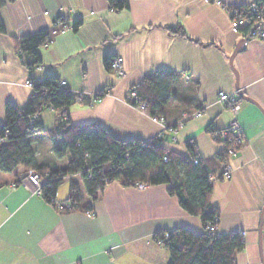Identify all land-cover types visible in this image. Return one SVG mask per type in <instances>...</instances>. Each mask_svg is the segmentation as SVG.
<instances>
[{"label": "crops", "instance_id": "0c3cea01", "mask_svg": "<svg viewBox=\"0 0 264 264\" xmlns=\"http://www.w3.org/2000/svg\"><path fill=\"white\" fill-rule=\"evenodd\" d=\"M5 1L0 9L5 27L0 33V121L5 120L6 102L24 107L33 92L25 85L30 75L17 55L21 39L60 29L63 22L65 32L52 34L38 49L40 68L33 69L32 80L37 84L50 74L66 82L77 95L67 110L72 124L97 122L121 140L148 141L162 132L165 149L182 156L190 155L185 142L195 140L200 156L210 160L223 149L211 131L237 119L244 146L229 159L231 177L213 182L210 200L220 213L218 234L245 233V249L236 264H262L264 44L234 33L229 13L214 0H128L121 11L111 10L109 0ZM222 1L235 6L252 0ZM177 27L186 37L169 29ZM244 39L246 48L231 64ZM106 57H121L126 76L107 69ZM157 70L179 75L164 108L165 127L125 100L133 86ZM237 83L256 104L238 95L234 116L220 94L237 92ZM101 91L103 96L96 98ZM199 111L202 115L195 116ZM56 121L52 109L43 112L46 130ZM45 137L34 138L38 163L66 167L68 155L66 165H59L55 145ZM25 170L0 173V264H168L169 252L157 234L179 228L203 232L200 219L185 212L166 185L138 189L115 181L93 200L76 176L83 200L75 209L61 210L19 184ZM65 182L57 203L68 201L69 180ZM14 183L18 185L12 187ZM262 246L264 253V227Z\"/></svg>", "mask_w": 264, "mask_h": 264}, {"label": "trees", "instance_id": "16d2710c", "mask_svg": "<svg viewBox=\"0 0 264 264\" xmlns=\"http://www.w3.org/2000/svg\"><path fill=\"white\" fill-rule=\"evenodd\" d=\"M5 2L0 0V9ZM109 5L111 10L121 11L128 7V0H109ZM169 29L186 37L181 27ZM4 32L0 16V33ZM51 36V31L42 30L21 39V56L24 60L25 57L32 59L25 60L30 73L40 62L38 49L50 42ZM112 59H104L107 69ZM178 77L174 71L157 70L132 87L150 116L165 120L164 108L173 96L172 85ZM32 89L24 107H17L11 101L5 104V120L0 121V173L24 167L47 175L42 197L50 204L55 203L58 189L66 179L69 180L68 200L78 206L83 200L79 179L93 200L115 181L125 186H133L135 182L147 186L166 185L169 195L177 198L180 207L198 217L203 225L201 233L179 228L168 232V238L162 233L156 235L157 241L169 252L168 264H236L237 254L245 249L244 236L240 232L212 235L206 230L208 224L218 226L215 218L220 216L210 200L214 181L209 179V174L229 160L231 143L220 137L222 130L211 131L212 136H218L214 141L223 146L213 159L205 160L200 156L195 140L185 142L190 155L182 156L165 149L164 136L148 141L121 140L97 122L72 124L67 110L76 102L77 95L60 89L59 81L50 74L37 84L33 82ZM103 94L104 91L97 93L96 98ZM47 109L57 115L56 125L50 130L42 123V114ZM37 134H45L52 141L53 154L57 158L68 155L66 167L53 169L38 163L33 146ZM243 146L244 138L240 150Z\"/></svg>", "mask_w": 264, "mask_h": 264}, {"label": "built area", "instance_id": "2783aa9c", "mask_svg": "<svg viewBox=\"0 0 264 264\" xmlns=\"http://www.w3.org/2000/svg\"><path fill=\"white\" fill-rule=\"evenodd\" d=\"M214 2L215 4L223 7L229 13L231 17V29L234 33L242 35L243 37L248 39L256 38L264 44V0H252L247 4L235 6L225 5L222 0H214ZM61 25L62 27L60 29H53L52 33L56 34L58 32H65L66 25ZM18 53L20 55H23L20 49L18 50ZM21 62L23 66H26V62L24 59ZM38 68L40 67L38 66ZM110 69L120 77L126 76L125 70L123 68V59L121 57H115L111 60ZM29 75L30 77L28 80L25 81V85L32 88V72L29 73ZM59 86L60 89H65L69 91L65 81H59ZM238 95V91L230 94H220V101L228 105L230 112L234 116L237 114ZM125 100L128 104L136 107L141 112L147 114L146 105L141 102V99L135 91L131 90ZM194 115L200 117L202 115V112H197ZM152 120L165 127L164 118L156 119L153 117ZM221 130L222 131L220 133V137L222 139H228L231 143L228 149L229 159L231 157H235L241 148V141H243L244 138L242 127L240 126L237 119L234 118L227 128ZM157 136H163V133L161 132ZM213 136L214 139L218 137L217 135ZM165 161H167V157H165ZM195 163H197V161H195ZM231 174L232 166L230 165L228 160V162L222 164L221 168L218 171L209 174V179L211 181L229 179L231 177ZM46 181L47 175H43L34 169L25 170V172L22 173L18 178L19 184L29 189L32 194L38 195L40 197H42L43 195L42 187L46 183ZM17 183L12 184V187H16L18 185ZM133 187H136L138 189H144L147 187V185L135 182L133 183ZM53 205L57 206L61 210H72L78 207V203L69 200L64 203L55 202ZM87 213L89 216L92 215V210L88 211ZM219 219L220 217H216L215 221L218 222ZM216 228V224H208L206 230L212 235H215ZM168 236V232L163 235V237L165 238H168ZM158 242L161 244V241Z\"/></svg>", "mask_w": 264, "mask_h": 264}, {"label": "water", "instance_id": "95a60500", "mask_svg": "<svg viewBox=\"0 0 264 264\" xmlns=\"http://www.w3.org/2000/svg\"><path fill=\"white\" fill-rule=\"evenodd\" d=\"M246 44H247V40L244 39L242 40L235 48V50L233 51L232 53V56L230 57V63L232 64L233 63V59L234 57L239 54L240 52H242L245 48H246ZM237 75V73H236ZM236 88L238 90V94L239 96L242 98V99H245L249 102H252V103H255V100L248 97L246 95L245 92H243L240 87H239V84L237 83L236 85ZM263 227H264V207L261 211V217H260V225H259V253H260V258H261V262L262 264H264V253H263V246H262V234H263Z\"/></svg>", "mask_w": 264, "mask_h": 264}, {"label": "rangeland", "instance_id": "374dc122", "mask_svg": "<svg viewBox=\"0 0 264 264\" xmlns=\"http://www.w3.org/2000/svg\"><path fill=\"white\" fill-rule=\"evenodd\" d=\"M61 24H63L64 25V23L62 22V23H60L59 25H61ZM51 32H53V29L51 30ZM53 34V33H52ZM20 48H19V44H18V47H17V55L20 57V59H21V61L24 59L19 53H18V50H19ZM22 63V62H21ZM24 67H26L27 68V66H24ZM28 69V68H27ZM111 70V69H110ZM29 71V70H28ZM29 73H30V71H29ZM199 112H201V111H199ZM147 115H149L148 113H147ZM150 116V115H149ZM151 118H153L152 116H150ZM244 135V134H243ZM37 137H39V138H43V137H45V136H43V134H39V135H35L34 136V138H37ZM214 136H212V138H213ZM46 138V137H45ZM46 139H48V138H46ZM213 140H214V138H213ZM49 156V155H48ZM53 157H55V158H57L54 154H53ZM57 160H58V163H59V165H61V166H63V165H66V161H65V158H57ZM224 180V179H223ZM215 182V181H214ZM67 186H68V184H67V182H65L64 184H62L61 186H60V191H61V189H66L67 188ZM220 217V216H219ZM220 220L221 219H219V221H218V224L220 223ZM218 227V226H217ZM168 232H170V231H168ZM166 233V232H165ZM165 233H162L163 235L165 234ZM216 233L218 234V231H217V228H216ZM240 233H241V235H243V236H245V234L242 232V231H240Z\"/></svg>", "mask_w": 264, "mask_h": 264}]
</instances>
